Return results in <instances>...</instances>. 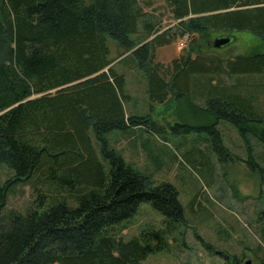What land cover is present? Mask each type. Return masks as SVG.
<instances>
[{
    "label": "trees",
    "instance_id": "obj_1",
    "mask_svg": "<svg viewBox=\"0 0 264 264\" xmlns=\"http://www.w3.org/2000/svg\"><path fill=\"white\" fill-rule=\"evenodd\" d=\"M151 5L0 0V164L13 172L5 182L0 177V264H142L180 235L178 190L155 185L111 147L116 138L108 139L114 132H164L149 116L125 114V79L114 66L126 58L143 73L151 103L181 98L210 123L205 142L221 162L231 156L216 130L223 121L241 139L251 174L264 173V83L255 79L264 76V52L222 59L204 46L198 51L192 38L248 33L264 40V0H166L175 24L165 30L161 16L156 25L144 10ZM185 37L192 38L188 52L156 61L159 48ZM108 39L120 50L113 59ZM198 155L185 159L197 167ZM199 165L211 178V166ZM24 185L36 191L32 206L3 216L9 194ZM142 203L163 217L162 226L122 240Z\"/></svg>",
    "mask_w": 264,
    "mask_h": 264
},
{
    "label": "rangeland",
    "instance_id": "obj_2",
    "mask_svg": "<svg viewBox=\"0 0 264 264\" xmlns=\"http://www.w3.org/2000/svg\"><path fill=\"white\" fill-rule=\"evenodd\" d=\"M89 1L84 0L86 4ZM138 1L142 5L151 2L152 5L144 10L154 14L156 25V19L161 18L163 30L175 24L166 8V0ZM215 37L192 38L199 39L197 49L201 51L203 44L213 42ZM191 39L185 37L172 45L159 48L156 61L167 64L180 53L188 52ZM107 44L110 58L117 57L120 50L116 43L108 39ZM215 50L216 53L206 52L219 53L223 55L222 59L226 56H247L254 52H264V40L248 33H235L228 47ZM132 60L133 57L126 58L119 63L115 62L114 66L125 79L124 92L128 96L123 103L125 114L149 116L155 124L164 128V132L155 135L137 130L134 134L123 136L114 132L108 139L112 142L116 138L117 143L114 146L111 144V147L119 150L127 163L150 174L155 185L165 182L178 190L185 221L180 226V235L177 233L169 238L167 250L148 254L142 264H228L216 252L235 256L241 264L246 260H250L251 264H264V244L259 234L264 222V196L260 197L261 192L264 193V183L260 181L264 173L256 176L251 174L245 164L248 159L246 150L235 128L223 121L216 126L222 144L231 154L229 157L223 156L221 162L211 149V143L205 142L210 137L205 127L210 123L181 98L167 100L163 104L151 103L146 93V79L133 66ZM255 79L264 83V76ZM225 82L228 83V80ZM258 105L264 110V94L258 95ZM184 126L192 130L185 132ZM90 134L95 145L93 134ZM197 149L202 151L203 156L196 157L195 167L185 158H191L189 153ZM203 163L211 166V178L207 172L199 170V164ZM12 176L13 172L0 164L2 182ZM35 195L36 191L30 185L16 186L7 198L2 215L6 216L11 211L25 213L32 206ZM162 222L163 217L159 213L149 204L142 203L126 225L127 229L121 233V239L127 241L138 237L144 230L159 229ZM205 244L210 250L206 249Z\"/></svg>",
    "mask_w": 264,
    "mask_h": 264
},
{
    "label": "water",
    "instance_id": "obj_3",
    "mask_svg": "<svg viewBox=\"0 0 264 264\" xmlns=\"http://www.w3.org/2000/svg\"><path fill=\"white\" fill-rule=\"evenodd\" d=\"M231 41V37L229 36H221V37H217L213 40L212 42V47L214 49H220L226 45H228ZM216 254L218 256H221V252H216ZM244 264H251V261L250 260H246Z\"/></svg>",
    "mask_w": 264,
    "mask_h": 264
},
{
    "label": "flooded vegetation",
    "instance_id": "obj_4",
    "mask_svg": "<svg viewBox=\"0 0 264 264\" xmlns=\"http://www.w3.org/2000/svg\"><path fill=\"white\" fill-rule=\"evenodd\" d=\"M215 39V38H214ZM231 41H232V38H231ZM231 41H230V43H231ZM229 43V44H230ZM226 47H228V45H226V46H224V47H222V48H226ZM206 49H208V51H210V52H215L216 53V50L212 47V42H210V43H208V44H206V45H204V48H203V51H205ZM221 49V48H220ZM215 55H217L218 57H223V55H221V54H219V53H217V54H215ZM227 57H229V56H226L225 58H227ZM221 257L228 263V264H231L232 263V261H233V257H229L228 255H225V254H221ZM239 264H241V262H240V260H239Z\"/></svg>",
    "mask_w": 264,
    "mask_h": 264
}]
</instances>
